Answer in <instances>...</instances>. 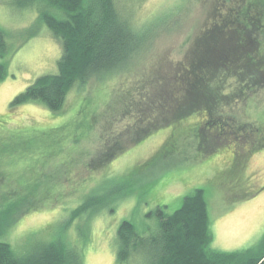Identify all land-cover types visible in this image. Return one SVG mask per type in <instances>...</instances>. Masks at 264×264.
I'll list each match as a JSON object with an SVG mask.
<instances>
[{
  "label": "rangeland",
  "instance_id": "rangeland-1",
  "mask_svg": "<svg viewBox=\"0 0 264 264\" xmlns=\"http://www.w3.org/2000/svg\"><path fill=\"white\" fill-rule=\"evenodd\" d=\"M13 1L0 0V27L8 46L0 59L6 64L0 80V207L13 209L3 240L17 252L31 238L48 241L54 224L68 221L64 219L90 194L106 204L81 217L77 213L67 233L76 241L74 229L79 227L85 239V264H118L120 223L127 220L139 232L152 231L157 219L148 213L165 206L164 212L171 214L184 196L201 188L211 248L256 249L264 237V71L252 68L247 74L252 75V90L244 89L236 75L217 81V86L213 78L210 81L209 87L220 91V106L213 115L221 114L232 128L242 125L248 135L258 129L251 136L255 139L246 143L229 139L216 148L208 139L200 140L197 129L204 122L203 109H188L191 113L176 124L149 120L148 115L133 123L123 102L127 94L126 102L137 104L131 97L138 93L134 89L138 85L162 82L173 89L174 78L179 72L180 77L187 74L183 67L194 63L199 38L221 11L227 15L236 7H248L264 24V0H114L119 16L144 40L124 67L75 87L58 113L38 102L10 108L12 99L34 79L56 73L61 55L60 44L38 20L35 8L41 4L20 10ZM260 26L251 28L252 44L246 42L245 50L254 58L258 52V60L264 61ZM158 89L159 84L150 104ZM144 110L155 115L149 105ZM137 111L135 106L131 113ZM165 117H171L170 111ZM142 256L134 255L130 264H142Z\"/></svg>",
  "mask_w": 264,
  "mask_h": 264
},
{
  "label": "trees",
  "instance_id": "trees-1",
  "mask_svg": "<svg viewBox=\"0 0 264 264\" xmlns=\"http://www.w3.org/2000/svg\"><path fill=\"white\" fill-rule=\"evenodd\" d=\"M13 2L15 8L20 10L35 6L37 2L41 4L35 8L38 20L60 44L61 55L56 62V73L34 79L12 99L10 108L38 102L51 113L60 112L67 96L75 87H84L91 77L112 73L124 67L144 40L143 35L119 16L114 0ZM250 5L248 4L249 7ZM247 8L236 7L227 15L222 11L218 14L210 30L199 38L203 39L206 35V40H199V51L195 59L193 58L194 63L183 67L187 74L180 77L179 72L176 79L174 78L176 86L173 89L165 88L162 82L138 85L134 87L138 93L132 94L131 97L136 99L137 104L127 103L125 94L123 104L127 107L128 116L135 118L132 119L133 123L148 115L149 120L169 119V122L176 124L187 117L189 111L191 113L188 109L195 108L205 111L204 122L197 129L199 139H208L217 145L216 148L225 145L229 139H234L239 144L246 143L252 139L251 136L258 133V129H254L250 130L248 135L242 125L232 128L229 122L221 118V114L218 113L215 117L212 112L220 106V91L213 86L209 87L212 78L214 86H217V81L223 83L230 78L229 75H236L244 89L252 90V75L247 74L252 68L255 72L264 71V61L258 60L261 58L259 53L253 54L254 58L245 50L246 42L248 46L252 44L253 39L249 40L248 37L251 28L261 25L264 29V24H260V20L254 18V14L248 12ZM6 37L5 31L0 27V59L4 58L8 49ZM262 53L264 55V52ZM4 61L0 62V80L6 75ZM157 84L159 89L155 94V101L150 104ZM145 105L153 108L155 115L151 114V110L146 112ZM135 106L138 107L137 114H132ZM83 108L84 105L79 107L80 114ZM166 110L170 111L171 117H165ZM203 124L207 126L206 129L202 128ZM82 125L87 128V124ZM132 127L133 125H130V129ZM64 136H60L58 140L62 141ZM54 142L53 139L52 143ZM170 146L169 142L165 148ZM97 202L98 198L89 194L82 199L79 207L64 219L68 221L54 224L48 241L31 238L26 241L24 250L19 252L3 240L13 209L8 206L4 209L0 207V264H85V239L80 235L79 227L74 226L79 241H71L67 231L74 223L73 216L77 213L81 212V217L83 212L106 204ZM164 207L158 206L147 214L150 217L154 215L157 219L152 231L146 229L147 231L139 232L135 225L127 220L120 223L116 231L118 264H130L131 258L136 254L143 255L142 264H264V237L256 249L218 251L211 248L210 219L203 189L195 188L191 194L184 196L180 207L171 214H166L162 209Z\"/></svg>",
  "mask_w": 264,
  "mask_h": 264
}]
</instances>
